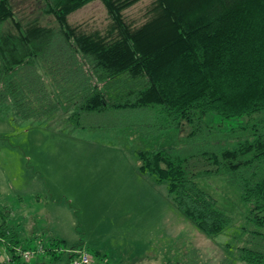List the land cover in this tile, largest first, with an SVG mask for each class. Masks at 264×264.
<instances>
[{
  "label": "trees",
  "instance_id": "16d2710c",
  "mask_svg": "<svg viewBox=\"0 0 264 264\" xmlns=\"http://www.w3.org/2000/svg\"><path fill=\"white\" fill-rule=\"evenodd\" d=\"M142 1L42 0L41 15L27 18L15 1L0 0V102H10L21 119L61 111L81 130L182 134L192 126L189 139L205 116L247 117V134L202 152L208 168L197 173L184 168L193 156L137 152L138 173L164 184L177 211L216 236L229 217L196 179L225 175L243 203L264 212V0H152L137 24L125 13ZM95 2L104 13L100 23L69 21ZM1 215L0 264H29L21 253L36 246L23 247L17 226L4 220L10 211ZM42 248L33 264H69L70 256L58 252L67 249L63 240ZM241 251V261L264 264V236ZM89 255L90 264L106 258L97 250Z\"/></svg>",
  "mask_w": 264,
  "mask_h": 264
},
{
  "label": "rangeland",
  "instance_id": "374dc122",
  "mask_svg": "<svg viewBox=\"0 0 264 264\" xmlns=\"http://www.w3.org/2000/svg\"><path fill=\"white\" fill-rule=\"evenodd\" d=\"M13 1L27 18L41 15L42 0ZM151 2L127 10L126 18L141 23ZM94 19H104L98 2L69 17L72 23ZM202 122L193 139L188 138L192 126L182 134L89 131L73 128L61 111L42 121L21 119L10 102H0V224L1 214L9 210L4 220L17 226L22 246H36L25 250L35 252L29 264L38 261V249L51 239L63 240L68 250L79 246L89 254L97 250L106 255L94 259L95 264H250L240 260L241 250H251L263 239L259 220L264 212L257 215L243 203L239 187L227 176L196 179L229 217L220 234L208 236L171 204L164 184L137 171V152L147 149L193 156L185 171H203L208 165L202 152L234 145L253 124L247 117L216 115Z\"/></svg>",
  "mask_w": 264,
  "mask_h": 264
},
{
  "label": "built area",
  "instance_id": "2783aa9c",
  "mask_svg": "<svg viewBox=\"0 0 264 264\" xmlns=\"http://www.w3.org/2000/svg\"><path fill=\"white\" fill-rule=\"evenodd\" d=\"M43 248L38 249V254H41L43 251ZM58 252H64V254L70 256L69 264H90L91 263V256L87 251L84 249H65ZM33 254L35 252L33 251H23L21 253V258L24 261H30L32 258H34Z\"/></svg>",
  "mask_w": 264,
  "mask_h": 264
},
{
  "label": "crops",
  "instance_id": "0c3cea01",
  "mask_svg": "<svg viewBox=\"0 0 264 264\" xmlns=\"http://www.w3.org/2000/svg\"><path fill=\"white\" fill-rule=\"evenodd\" d=\"M102 253V252H101ZM103 254V253H102ZM104 255V254H103ZM106 256V255H105ZM106 259V258H105ZM104 260V259H103ZM104 263V262H101V264Z\"/></svg>",
  "mask_w": 264,
  "mask_h": 264
}]
</instances>
